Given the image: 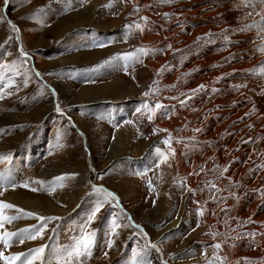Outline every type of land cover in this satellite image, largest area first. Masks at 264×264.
Here are the masks:
<instances>
[{"label": "rangeland", "instance_id": "rangeland-1", "mask_svg": "<svg viewBox=\"0 0 264 264\" xmlns=\"http://www.w3.org/2000/svg\"><path fill=\"white\" fill-rule=\"evenodd\" d=\"M92 2L99 3L93 11ZM108 3L9 0L5 5L0 0V64L16 65L13 71L0 70V86L14 81L0 99V153H11L8 168L18 184L75 174L51 194L32 192L31 187H39L35 184L0 189L5 193L0 199L15 204L5 198L14 194L37 200L46 210L54 209L15 205L62 218L49 225L55 233L14 243L8 251L42 244L68 247L102 199L92 190L96 186L117 200L105 202L90 225L97 244L87 264H129L132 250L146 243L143 233L159 249H148L151 264H207L214 255L227 257L224 264H264V168L257 169L264 164V32L255 27L241 31L260 21L264 3L113 0L112 7H104ZM101 43L105 46H94ZM21 47L27 58L20 56ZM140 48L153 51L127 67L123 60L98 67ZM200 85L205 87L193 92ZM110 86L121 92L106 91ZM150 86L157 91L143 96ZM145 102L168 106L167 114L158 112L149 121ZM57 104L63 115L56 112ZM153 129L168 131L154 135ZM169 133L175 155L171 166L157 168L154 149L167 151L161 141ZM58 135L60 148L54 147ZM225 166L228 171L221 177ZM213 196L226 199L214 201ZM198 206L206 209L203 216L197 215ZM129 217L140 227L126 226ZM114 218L121 227L109 249L106 233ZM249 218L252 222L245 224ZM35 223L21 219L5 227ZM248 233L256 234L255 242ZM215 243H221L220 250L212 247Z\"/></svg>", "mask_w": 264, "mask_h": 264}, {"label": "snow or ice", "instance_id": "snow-or-ice-1", "mask_svg": "<svg viewBox=\"0 0 264 264\" xmlns=\"http://www.w3.org/2000/svg\"><path fill=\"white\" fill-rule=\"evenodd\" d=\"M69 5H71V0H67ZM81 6H83L84 0H80ZM162 3H171L173 0H161ZM251 2V0H249ZM260 3H264V0H259ZM9 3V0H4V4L7 5ZM113 0H109V3L104 5V7H112ZM38 12H43V9H38ZM142 19L147 20V17H142ZM8 25L14 32H19V29L16 27L15 24H13L10 20L7 21ZM130 27V26H125ZM257 28L260 32H264V15H261L260 21H254L251 25H246L244 29H241V31L246 30L247 28ZM135 28L139 31H144V28L140 24H136ZM8 39H11V37H8L5 42H7ZM225 41L228 40L227 37L224 38ZM95 47H104L105 45L103 43L94 45ZM0 47H3L2 44H0ZM171 47V46H169ZM151 49H145L140 48L136 49L134 52H126L117 56H113L109 58L108 60L103 61L101 65L98 67H103L105 65H108L116 60H123L125 62V67L128 66L129 62H140V56H147L152 52ZM19 53L21 57H28V53H26L23 48L21 47L19 49ZM16 65H7V64H0V70L4 71H13L15 69ZM262 73H264V67L260 69ZM19 74V73H17ZM159 74V73H158ZM37 76L40 75L39 72L36 73ZM27 79H25L24 83L27 84ZM14 81L9 80L6 85L0 86V99L4 98L5 93L3 92L4 87H12ZM154 84L157 83L156 81L153 82ZM205 86L200 85L198 89H194L193 92H197L201 89H203ZM236 87H241L240 85H237ZM157 89L153 87H149V90L144 92L142 95L145 97H148L151 93H155ZM54 94V93H53ZM192 97H188V99H191ZM186 103L185 100H181L180 104L184 105ZM143 110L147 111L149 113L148 120L152 121L156 114L158 112H165V109L168 108V106L156 102L153 107H150L147 102H145L142 105ZM56 112L63 115V109L59 104L56 105L55 108ZM137 112H141V108L137 109ZM165 114H167L165 112ZM127 123H132L131 121H127ZM251 127V125H249ZM158 131L167 132V129H153V134L155 135ZM194 131L199 132L200 129H194ZM60 136H57V143L54 145L56 148L63 147V145L59 142ZM172 135L171 133L168 134L166 138H164L161 143L164 144L167 147V151L162 150L159 147H156L154 149V155L156 157V164L155 166L159 168L162 164H169V160L171 157L175 155V150L172 149L171 143H172ZM194 139V138H193ZM251 141V138L249 140H242V143H249ZM12 156L11 153H0V163L5 164V168L3 170H0V189H5L7 186H10L12 189H15L17 187L21 188H30V184L39 185V187H31L30 190L32 192H37L40 190H47L51 194L56 190V187H64L63 181L66 179H71L75 176V174H65L63 176H57L54 177L52 181H44V180H30V181H24L23 183H17L15 176L12 174L11 170L8 168V164L11 162ZM264 168V164H258L257 169ZM201 171H204L203 167H201ZM228 171V167L225 166L220 172L219 176H224V173ZM252 170L250 169V172ZM199 175V173H190L189 175ZM229 179H231L229 177ZM206 184L210 186L211 188L216 189L219 191L217 186L212 183L211 181H207ZM148 187L150 191H154L152 182H148ZM93 192L97 193L99 197H102L90 213L89 217L87 218L86 222L81 225L78 229L77 235L72 240L71 244L68 247H53L49 244H42L35 248H28L26 251L21 250L17 252H9L8 249L12 247L14 243H18L19 245H24L26 241H35L37 239H44L45 234L49 231L55 233L56 228L52 227L49 229V225L52 224L54 221H59L62 219L58 216H45L41 215L34 211H28L25 210L22 207H19L13 203L7 202L4 199H0V245H3V249L0 250V264H87V261L92 258L93 250L96 247L97 244V232L93 230L90 225L92 222L96 219L97 213L101 211V209L104 207L105 202H112L116 201L117 197L114 193L111 191H108L107 189L103 187H96L93 186ZM189 192L195 193V190L192 188H188ZM261 191V190H257ZM4 191H0V197L4 196ZM232 195H235V193H232ZM261 195H264V191H261ZM212 199L214 201L218 199H226V197H215L213 196ZM153 204H155V201H153ZM206 209L203 207L197 208V215L203 216ZM221 211H224V209H221ZM21 219H34L36 221L35 224H31L29 226L19 228L16 230H9L5 226L11 225L16 220ZM130 224L126 226H131L133 228H139V225H135L134 223H131V217H129ZM252 220L249 218L244 223H251ZM121 225L117 223V220L114 218L110 222L109 231L106 233L108 236V239L106 241V247L112 248L114 245V240L111 238L115 235H117V229H119ZM197 227H199V224H197ZM141 232H143V229H141ZM145 238V245L140 248L138 251L137 249L132 250V259L130 260L129 264H151V261L148 259V249L156 248L157 251L159 249L155 244H152L148 242L147 240V234L143 233ZM215 235V234H214ZM247 235L252 237L253 242H255V233H248ZM49 240L52 239L51 236L48 237ZM217 250H220L222 245L221 243H215L212 245ZM105 256H107V252H105ZM246 259V258H245ZM227 260V257H222L220 255H214L211 260L207 261V264H215L216 261H219L220 264H224V262Z\"/></svg>", "mask_w": 264, "mask_h": 264}, {"label": "bare ground", "instance_id": "bare-ground-1", "mask_svg": "<svg viewBox=\"0 0 264 264\" xmlns=\"http://www.w3.org/2000/svg\"><path fill=\"white\" fill-rule=\"evenodd\" d=\"M99 3H95V2H92L91 3V5H92V11H93V9L98 5ZM92 11H89V15L88 16H92L93 15V12ZM86 15H87V13H86ZM81 17H83V15H81ZM81 19V18H80ZM83 19V18H82ZM86 22V21H85ZM88 23V22H87ZM198 31V30H197ZM200 31V30H199ZM146 38H148V37H146ZM122 80H120V81H118L119 82V84H120V82H121ZM123 82V81H122ZM109 85H111V84H109ZM121 85H123V84H120V87H121ZM107 86H108V84H107ZM117 87V86H116ZM104 91V90H103ZM106 91H109V92H114L115 93V95L117 94V93H120L121 91L118 89V88H115V87H112V86H110V87H107V89H106ZM113 94V93H112ZM198 98V97H197ZM196 98V99H197ZM191 103V102H190ZM190 103L188 104V105H186L185 106V108L183 109V110H185V109H188V107L190 106ZM191 104H193V103H191ZM185 113V112H184ZM218 114V113H217ZM125 133V132H124ZM124 135V134H123ZM56 172H58V171H56ZM86 175L84 176V177H81L82 179H79V180H83L81 183H86V181H87V179H86ZM9 194V193H8ZM81 195V194H80ZM18 195H7V196H5V198L6 199H8V200H12V202H14L15 204H17V205H19V206H23V207H30V208H33V209H35V210H42V208L43 209H45L46 210V205L45 206H43V204L42 203H39L37 200H31V199H24V198H21V197H17ZM78 198H80V197H77L75 200H78ZM48 206V205H47ZM50 206V205H49ZM48 206V207H49ZM52 209H54V208H51V209H47L46 211H51ZM43 211V210H42ZM241 211V210H240ZM237 248V247H236ZM235 249V248H234ZM237 253L238 254H240V255H242V254H244V253H242V252H240V249L239 250H237ZM246 257V256H245ZM236 259H239L238 258V255H237V257H236Z\"/></svg>", "mask_w": 264, "mask_h": 264}, {"label": "crops", "instance_id": "crops-1", "mask_svg": "<svg viewBox=\"0 0 264 264\" xmlns=\"http://www.w3.org/2000/svg\"><path fill=\"white\" fill-rule=\"evenodd\" d=\"M169 104V103H168Z\"/></svg>", "mask_w": 264, "mask_h": 264}]
</instances>
